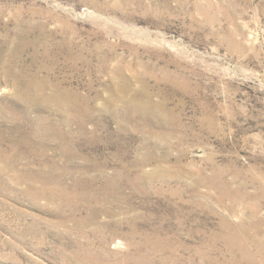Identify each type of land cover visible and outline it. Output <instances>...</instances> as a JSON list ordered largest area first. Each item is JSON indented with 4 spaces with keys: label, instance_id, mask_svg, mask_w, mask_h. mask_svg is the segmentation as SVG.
Listing matches in <instances>:
<instances>
[{
    "label": "rangeland",
    "instance_id": "1",
    "mask_svg": "<svg viewBox=\"0 0 264 264\" xmlns=\"http://www.w3.org/2000/svg\"><path fill=\"white\" fill-rule=\"evenodd\" d=\"M0 264H264V0H0Z\"/></svg>",
    "mask_w": 264,
    "mask_h": 264
}]
</instances>
